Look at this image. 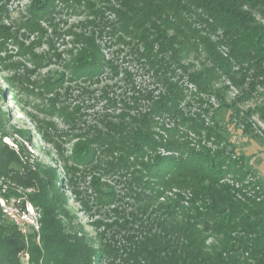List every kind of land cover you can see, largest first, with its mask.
I'll list each match as a JSON object with an SVG mask.
<instances>
[{
	"label": "trees",
	"instance_id": "obj_1",
	"mask_svg": "<svg viewBox=\"0 0 264 264\" xmlns=\"http://www.w3.org/2000/svg\"><path fill=\"white\" fill-rule=\"evenodd\" d=\"M120 6L121 26L128 32L150 27L161 53L170 51L176 57L182 50L205 53L210 66L190 73L198 89L210 90L223 75L234 85L243 84L250 70V89L264 88V0H123ZM221 46L228 51L222 52ZM101 57H89L87 62L101 69ZM167 85L148 113L132 116L133 127L117 129L121 136L107 148L119 153V164L133 168L129 188L137 190L133 199L145 215L132 214L133 220H128L119 214L123 221L116 222V228L125 232L123 243L115 239L116 232L109 239L99 233L97 247L82 223L74 221L54 168L36 157L31 160L23 144L17 150L0 136V175L23 190L31 189L18 192L10 187L9 194L0 195L8 202L13 194L25 196L41 211L40 228L30 226L24 233L0 205V264H106L108 259L118 264H264V186L242 156L228 151L216 126H207L201 117L183 116L178 107L183 89L173 82ZM215 93L220 97V91ZM252 111L264 119V99ZM178 114L184 127L198 134L206 129L217 148L182 140L178 127L162 124L163 134L154 130L156 116ZM4 119L0 112V129ZM250 129L251 123H245L244 131ZM160 148L168 154H160ZM87 151H76L77 160L87 157ZM229 173L235 177L233 184L221 181ZM174 188L190 192L188 205L182 193L165 196ZM114 196L97 188L95 199L103 205ZM162 197L165 200L160 201ZM153 201L156 206L150 210ZM212 236L217 241L209 243Z\"/></svg>",
	"mask_w": 264,
	"mask_h": 264
},
{
	"label": "rangeland",
	"instance_id": "obj_2",
	"mask_svg": "<svg viewBox=\"0 0 264 264\" xmlns=\"http://www.w3.org/2000/svg\"><path fill=\"white\" fill-rule=\"evenodd\" d=\"M122 1L0 0V112L5 116L0 136L17 150L18 144H23L31 160L36 157L54 168L74 221L82 223L97 247L99 233L109 239L116 232L115 239L124 242L121 234L125 232L116 228V222L123 221L120 213L128 220H133L132 214L145 217L139 211L141 204L133 199L137 190L129 188L133 168L119 164V153L107 148L121 136L120 126L133 127V115L146 114L155 106L166 92L167 82L183 89L178 104L183 116L201 117L207 126H216L228 151L242 156L246 168L264 186V119L251 112L263 101L264 88L257 85L250 89L253 70L243 84L234 85L223 75L213 81L210 90L198 89L190 73L210 66L205 53L182 50L178 58L170 51L161 53L150 27L128 32L121 26L118 11ZM193 20L199 23L196 17ZM221 51L228 49L221 46ZM99 54L101 69L87 62ZM246 92H250L248 97L239 100ZM168 116L155 117L156 132L164 133L162 124L178 127L182 140L196 147L205 144L217 148L214 136L208 138L206 129L198 134L179 122V114ZM247 122L251 129L244 131ZM82 148H87V157L77 160L80 153L76 151ZM159 153L168 154L162 148ZM234 178L229 173L221 181L233 184ZM10 187L31 191L0 175L1 194H9ZM97 188L115 194L114 200L98 203ZM145 193L151 194L149 190ZM177 193L185 196L183 203L188 205V190L174 188L165 196ZM3 197L0 195L1 206ZM10 198L17 199V206L23 209L30 202L25 196L13 194ZM156 202L150 203V210ZM30 215L40 219L41 211L33 206ZM110 223L112 228L104 226ZM213 241H217L214 236L208 240ZM106 264L118 261L108 259Z\"/></svg>",
	"mask_w": 264,
	"mask_h": 264
},
{
	"label": "built area",
	"instance_id": "obj_3",
	"mask_svg": "<svg viewBox=\"0 0 264 264\" xmlns=\"http://www.w3.org/2000/svg\"><path fill=\"white\" fill-rule=\"evenodd\" d=\"M13 201L11 204L10 202ZM8 202L4 197L2 199V207L4 211L21 227L24 233L27 232V228L30 226L35 227L37 230L40 228L39 218L30 215L33 205L29 202L27 209H23L17 206V199L13 198Z\"/></svg>",
	"mask_w": 264,
	"mask_h": 264
}]
</instances>
